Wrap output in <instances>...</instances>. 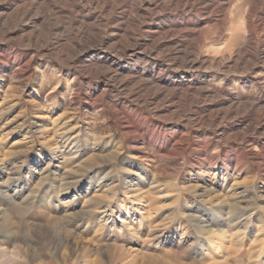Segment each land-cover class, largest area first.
Segmentation results:
<instances>
[{
    "label": "rangeland",
    "instance_id": "rangeland-1",
    "mask_svg": "<svg viewBox=\"0 0 264 264\" xmlns=\"http://www.w3.org/2000/svg\"><path fill=\"white\" fill-rule=\"evenodd\" d=\"M246 1L228 0L224 8L238 28ZM18 2L0 0V16L9 15ZM217 8L209 6L206 13L218 14ZM35 13L41 15L42 10L34 7L30 14ZM56 16L61 23L48 25L25 16L22 28L9 35L11 24L0 27V216L9 215L0 226L13 237L10 242L2 237V247L16 258L0 254V264H264V163L242 161L250 148V142L237 145L234 136L246 134V125L235 121L242 114L222 118L212 127L201 125L202 117L215 113L211 98H200L208 106L192 115L178 107L177 100L154 99V88L149 93L147 87L135 85L127 94V87L115 83L126 75L120 70L110 76L80 75L78 62L63 65L61 53L56 55L78 51V23L62 31L71 17ZM230 29L231 19L222 41ZM148 30L143 29L140 40L154 38L145 36ZM219 31L218 22L204 25L199 59L209 49L208 54L228 63L236 57L243 43L213 53ZM121 41L132 42L128 37ZM178 50L169 51L156 69L172 76L190 71L186 65H172ZM120 61L119 67L136 62ZM131 74L137 77L139 72ZM254 75L228 73L229 85L243 100L259 96L256 87L243 81ZM81 79L89 82L79 90ZM210 82L215 90L224 87L219 78ZM89 87L105 93L90 98ZM112 88L134 106L114 102ZM248 114L252 126L264 123V110ZM185 124L192 132L187 134ZM168 132L188 137L182 153L183 143H166ZM256 138L264 143V132ZM16 244L28 248V255L18 256Z\"/></svg>",
    "mask_w": 264,
    "mask_h": 264
},
{
    "label": "bare ground",
    "instance_id": "bare-ground-1",
    "mask_svg": "<svg viewBox=\"0 0 264 264\" xmlns=\"http://www.w3.org/2000/svg\"><path fill=\"white\" fill-rule=\"evenodd\" d=\"M68 1H70V6L77 12L76 16L71 13L65 0H19L18 3L21 4L13 7L9 14L13 15L14 23H12V19H10V22L8 21L9 15H2L3 17L0 16V27L8 29L7 25L11 24L9 29L6 30V32L9 31V35L14 34L13 30L15 28H22L25 16L29 20L36 19L42 25H48L53 20L61 23L59 19H56L57 14L69 15L71 18H68V21H64L59 29L66 31L69 27L72 28L74 23H78V51L72 53L67 50L56 53V55L61 53L60 58L63 65H76L78 62L76 72L80 75L93 74L96 77L103 72L110 76L112 72L120 70L122 73L125 72L126 75L116 80L115 83L119 88L127 87L129 91L127 94L134 90L135 85L147 87L149 93L154 88L152 94L154 99H160L163 103L177 100L178 107H184L186 110L191 111L192 115L200 113L204 107L208 106L204 101H206V98H211L209 99V105L216 108L215 113L202 117L201 125L207 123V125L212 127L215 122L222 118L230 117L233 114H242V116H237L235 121L239 125H246V134L235 132L234 135L237 145L250 142V148H248L247 155L242 158V161L247 164H257L260 161L264 163V143L256 138L258 134L262 131L264 132V123H261L260 126H258L259 123L252 126L253 122L251 123L248 114L249 111L251 112L255 109L264 110V80H262L264 78V0L246 1V8L241 14V28L234 26L233 16L228 15L224 10L228 0H85L84 3L82 0H78V3L76 0ZM88 5H94V8L90 9ZM209 6L218 7L220 9L216 11L218 14L213 12L207 14L208 10L206 13V9ZM34 7L42 10V14H30ZM196 10L200 11V13H195ZM156 11H158L157 17L154 14ZM151 19L154 20L153 24L149 23ZM230 19L233 29H230L229 37L222 41L225 28ZM214 21L220 25V31L216 37L219 45L214 47L213 53H223L225 50L234 49L235 46L243 43L236 48L237 55L230 63L226 62L224 57L217 58L208 54L211 53V49L201 59L197 57L200 52L199 43L204 41L202 36L204 25ZM97 27L100 28L97 29ZM145 28L149 29L147 35H145L146 37L154 36L151 41L146 38L143 40L139 39ZM153 28H157L158 31L153 32ZM260 35L261 38H259ZM123 37H128L132 42L127 45L123 44L121 41ZM111 40H116V42L107 46L103 51L99 49V47H104ZM259 42L262 47H259ZM173 49L179 50L170 59L172 65L178 67L186 65L191 69L190 71H183L180 74L175 73L176 75L172 76L164 70L158 71L156 69L157 66L163 65V58ZM113 53H117L119 58ZM100 54L103 56L100 57ZM159 54L162 56H159ZM152 56H155V58H152ZM19 57L22 59L25 54L22 53ZM115 58L118 61L124 58L125 60H135L136 62L129 64L127 67H119L122 61L112 63ZM213 67H216L217 71H203V68L212 69ZM238 70L240 72L256 73L254 76L243 77V81L247 87L253 86L259 90L258 97H249V99L243 100L234 90L235 87L233 88V85H229L228 73ZM134 71L139 72L137 77L131 74ZM176 77L181 80L176 81ZM214 78H219L221 80L220 83H224L222 90H215L214 85L212 86L213 88L210 86V81ZM88 82L85 79H81L78 89L81 90L88 87ZM110 92L114 102L120 105L129 103L130 107L134 106L132 101L124 98L115 88H112ZM97 93L104 94L105 89L89 87L88 95L90 98ZM200 98L205 99L201 100ZM152 115L157 116V113L154 112ZM153 122L155 124L158 123L157 120ZM164 126H160V129H164ZM184 129L187 134L192 132V127L189 124H185ZM164 136L167 144L183 143L181 153L188 146L187 136L177 135L174 132H168ZM257 146H260L262 150L257 151ZM204 150L207 151V147ZM227 154L224 151L223 155L226 156ZM172 155L177 156L178 154L173 153ZM225 186L226 183L224 181L223 187ZM206 190L208 191V189ZM222 210L220 209V211ZM230 210L232 211L233 209ZM231 211L229 213L233 212ZM7 217L9 215L3 213L0 216V223L3 218ZM2 237L9 242L13 241L12 234L9 231H3L0 226V254L6 256L10 253L11 257L16 259L15 252H9L6 247H2L4 243ZM14 248L18 249V256L28 255V248L24 249L17 244Z\"/></svg>",
    "mask_w": 264,
    "mask_h": 264
}]
</instances>
